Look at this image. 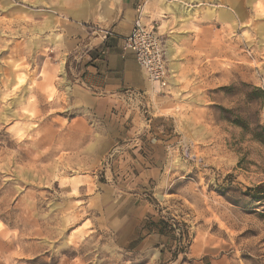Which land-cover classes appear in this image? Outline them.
Masks as SVG:
<instances>
[{"label": "rangeland", "instance_id": "1", "mask_svg": "<svg viewBox=\"0 0 264 264\" xmlns=\"http://www.w3.org/2000/svg\"><path fill=\"white\" fill-rule=\"evenodd\" d=\"M174 1L168 85L106 137L41 54L55 0H0V264H264V0Z\"/></svg>", "mask_w": 264, "mask_h": 264}, {"label": "crops", "instance_id": "2", "mask_svg": "<svg viewBox=\"0 0 264 264\" xmlns=\"http://www.w3.org/2000/svg\"><path fill=\"white\" fill-rule=\"evenodd\" d=\"M158 2L159 0H55L51 10L53 31L47 33L44 41L43 38L40 39L45 46L41 53L44 61L53 63L52 66L60 70L63 79V70L66 68L72 79L74 108L86 111L97 121V125L105 124L109 127L106 129V137H130L134 134L135 120L126 110L133 107L134 95L146 93L152 85L134 53L125 49L124 40L138 17L139 7H143L144 22H155L159 25V30H162L160 21L164 20L161 19L163 16L158 15ZM107 31L109 34L105 35ZM38 33L42 34L43 29H39ZM178 37L179 35H174L170 41L173 52L175 49L172 44L178 41ZM168 56L173 60L172 55ZM122 111H126L123 112V117ZM83 120L88 126L89 119ZM163 166L165 167L161 164L160 168L142 169L138 175L141 178L143 175L148 178L162 177L165 175ZM131 196L141 199L138 193ZM120 213L119 211L117 214ZM127 213L132 214L131 211Z\"/></svg>", "mask_w": 264, "mask_h": 264}, {"label": "built area", "instance_id": "3", "mask_svg": "<svg viewBox=\"0 0 264 264\" xmlns=\"http://www.w3.org/2000/svg\"><path fill=\"white\" fill-rule=\"evenodd\" d=\"M108 34V31L105 32V35ZM124 46L126 50L134 53L140 67L153 85L161 88L168 85L170 71L166 45L154 26L143 22V7L138 9V17L129 36L124 40Z\"/></svg>", "mask_w": 264, "mask_h": 264}, {"label": "bare ground", "instance_id": "4", "mask_svg": "<svg viewBox=\"0 0 264 264\" xmlns=\"http://www.w3.org/2000/svg\"><path fill=\"white\" fill-rule=\"evenodd\" d=\"M173 7H174V10L176 11L175 12L176 13V17H182L184 20H188V16L190 15L191 12H189V10L186 9V3L185 2L176 0V1H174ZM167 54L170 55V56L173 54V49L171 48V46L168 48ZM172 68L173 69H171V71L175 72L176 66H173Z\"/></svg>", "mask_w": 264, "mask_h": 264}, {"label": "trees", "instance_id": "5", "mask_svg": "<svg viewBox=\"0 0 264 264\" xmlns=\"http://www.w3.org/2000/svg\"><path fill=\"white\" fill-rule=\"evenodd\" d=\"M259 91H260V92H263V91H261V90H259ZM257 128H258V129H261V131L264 132V128H262V127H260V126H257ZM256 132H257V131H256ZM254 137H264V134L261 135V134H259V133H254ZM257 189H259V187H258Z\"/></svg>", "mask_w": 264, "mask_h": 264}]
</instances>
